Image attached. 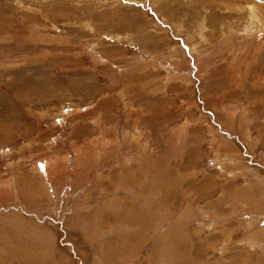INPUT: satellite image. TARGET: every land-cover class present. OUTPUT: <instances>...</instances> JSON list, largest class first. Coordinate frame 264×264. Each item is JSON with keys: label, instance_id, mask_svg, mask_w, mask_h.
I'll return each mask as SVG.
<instances>
[{"label": "rangeland", "instance_id": "rangeland-1", "mask_svg": "<svg viewBox=\"0 0 264 264\" xmlns=\"http://www.w3.org/2000/svg\"><path fill=\"white\" fill-rule=\"evenodd\" d=\"M0 264H264V0H0Z\"/></svg>", "mask_w": 264, "mask_h": 264}, {"label": "bare ground", "instance_id": "bare-ground-1", "mask_svg": "<svg viewBox=\"0 0 264 264\" xmlns=\"http://www.w3.org/2000/svg\"><path fill=\"white\" fill-rule=\"evenodd\" d=\"M252 72H250L249 74H251ZM223 237V236H222ZM223 242V241H222ZM230 258V257H229ZM229 258H228V260H229ZM226 259V258H225Z\"/></svg>", "mask_w": 264, "mask_h": 264}]
</instances>
